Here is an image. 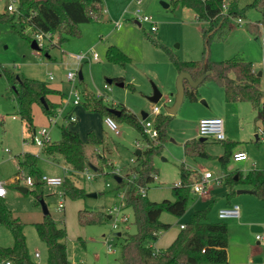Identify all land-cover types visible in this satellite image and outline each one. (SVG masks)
<instances>
[{"label":"rangeland","instance_id":"rangeland-1","mask_svg":"<svg viewBox=\"0 0 264 264\" xmlns=\"http://www.w3.org/2000/svg\"><path fill=\"white\" fill-rule=\"evenodd\" d=\"M5 1H0V13L5 12ZM239 1V5L243 7L252 0ZM103 3L105 18L80 23L78 25L80 35L68 37L61 45L57 44V34L44 35L45 39L41 40L39 44L41 49L38 50L32 49L29 39L13 30L9 23H0V148L3 145L8 146L13 155V157L4 158L6 160L0 166L1 179L13 178L17 172L15 160H18L25 152L37 154L38 167L42 174H48L44 166L50 162L42 152L38 151L39 148L23 143L29 129L20 118L13 85L6 79L4 68L12 70L18 76L45 81L63 93L59 102L62 113L56 118L57 122L50 126L48 117L43 114L40 106L32 105L34 128L48 127L51 140L60 138V126H66L81 134L86 130L99 131L113 148L115 164L122 169L133 157L136 141L143 146L146 140L124 120L115 119L114 125L119 131V134H116L107 126L104 116L86 108L84 93L92 94L96 98L102 97L107 107L117 105L113 103L123 105L140 121L149 119L154 122L158 113L152 112V106L156 105L161 114H167L164 107L172 103L178 75L177 69L161 46L169 48L171 54L179 60L201 58L203 49L201 28L206 24L196 19L194 12L179 2L141 0L139 7L134 0H103ZM164 3L167 6H164ZM136 8H139V11H136ZM142 15L149 16L152 23L137 22L136 17ZM259 18L260 14L251 8L245 10L240 23H237L236 17L231 18L215 34L209 44V59L219 61L237 56L251 62L254 71L261 72L260 85L263 88L264 23H258ZM23 22L25 21L22 19L21 23ZM116 22L117 25H115ZM253 24L258 25L257 31L253 29ZM152 25L156 27V30H151ZM16 27L19 28V22L16 23ZM23 30L24 33L31 35L28 27ZM30 38H32L31 41L33 39L37 43L39 41L35 35H31ZM109 45L120 48L130 61L126 65L108 62L105 50ZM75 54H85L87 59L77 61L73 57ZM92 54L97 56V60L91 59ZM69 70L76 71L73 81L66 77ZM78 72L81 73L82 79H79ZM49 74L53 76L52 79L49 78ZM115 77L122 78V86L117 85L116 82L107 81ZM105 84L109 89L104 88ZM73 88L80 92V103L77 105L72 104ZM154 88L161 94L156 102L149 100ZM195 89L197 99L191 100L184 94L179 108L170 115L166 126L167 138L162 152L152 158L157 170L158 182L151 183L147 198L159 201L172 197L171 188L180 178L179 165L182 162L194 168L199 163L212 171L215 177H221V179H212L207 183V195L192 194L182 216L174 217L162 212L161 220L169 223L170 226L161 231L151 244L155 249L165 248L179 231V225L189 222L192 212L207 209L209 221H223L227 225L229 264L241 262L243 264L250 256H253L255 260L252 264H264L263 251L257 250L263 247L264 240L257 244L256 231L251 229L252 225L261 226L264 232V201L255 194L249 193L248 185L242 183L235 184L233 188L235 191L245 190V192H234L230 197L226 196L228 188L224 179L227 173L244 174L253 167L264 168L263 138L258 111L248 101L227 102L223 88L211 77L205 78ZM143 112L147 114V117H142ZM68 114L75 115L77 119L70 122L67 119ZM12 116L15 118L12 119ZM201 116L221 117L224 120L226 139L217 141L206 138L205 150L209 157H193L196 158L194 160L184 153L183 144L186 140L198 138L196 127ZM227 140L233 141L231 149L243 150L247 154V159L237 162L232 158L226 167L222 168L217 157L223 154L224 142ZM89 147L84 145L86 166L91 163L98 167L100 174H103L105 169L113 175L112 171L116 169V166L108 163L112 159L108 158L106 151L99 146L95 148L90 145ZM30 148H35V151ZM86 149L89 151L86 152ZM129 169L131 168L128 167L126 171ZM22 175H27V172ZM65 179L83 188L85 196L71 199L64 194L60 195L62 189L60 186H48L41 182L38 184L41 188L39 198L33 193L36 189L35 184L27 187L26 193L16 188L17 183H9L6 186L8 192L3 199L5 207L23 223V233L29 253L34 251L40 253V257H35L33 260L44 262L47 257V246L40 240L33 225L42 220L43 211L39 201L42 199L49 215L58 226L66 230V236L62 242L66 244L68 258L71 261L86 264H122L119 259V244L123 238L121 234L135 232L131 208L122 205L117 218V228H112L114 218L106 216L100 223L82 224L77 215L80 209L92 212L102 211L107 215L108 209L118 206L120 198L112 194L116 179L110 175L98 174L92 180H85L76 173L68 174ZM88 193L96 195L88 196ZM60 201L63 207L58 206ZM228 202L240 207L239 218L219 219L217 217V210L226 207ZM123 214L128 217L126 222L121 221ZM117 232L121 234L116 235ZM12 242L10 232L4 226H0V245L11 246Z\"/></svg>","mask_w":264,"mask_h":264},{"label":"trees","instance_id":"trees-1","mask_svg":"<svg viewBox=\"0 0 264 264\" xmlns=\"http://www.w3.org/2000/svg\"><path fill=\"white\" fill-rule=\"evenodd\" d=\"M237 1L229 0V7L227 11H224L222 7L224 0H173L174 3L179 2L182 6L192 10L196 19L207 23L201 28L202 56L197 60H179L171 54L169 48L159 46L164 49L178 72L186 71L196 78L206 65L210 70L206 78L211 77L223 88L227 102H250L257 109L261 121L260 131L264 151V88H261L260 76H257L256 71L253 70L251 62L241 57L234 56L219 61L209 59V44L215 34L231 18H241L245 10L251 8L260 14L258 23H264V0H252L243 7H238ZM17 8V14L0 13V23H9L13 30L29 39V42L32 39L31 35L46 32L51 35L57 34L58 45L70 36H79L78 25L80 23L103 19L105 11L103 0H18ZM22 19L25 22L21 23ZM18 22L19 28L16 27ZM26 27L29 28L30 36L23 32ZM252 27L255 31L258 30L257 24H253ZM150 41L153 42V39L150 38ZM105 57L108 62L120 65H126L130 61L129 57L116 45L107 46ZM3 72L6 79L13 85L20 118L24 120L29 130L33 127V104H38L47 117L55 113L57 104L52 102L48 96L56 93L63 97V93L52 89L45 81L18 76L7 68H4ZM121 79V77H115L111 79V82L121 81ZM183 85L184 94L191 100H196V89L189 87L186 81ZM84 98V104L88 110L98 112L113 121L115 119L124 120L146 138L140 120L123 105L107 107L102 97L96 98L86 92ZM110 108L118 109L119 115L114 114ZM169 119V114H156L154 120L158 132L156 141H148L149 146L137 155L140 168L131 167L127 174L116 183L115 190L124 188V202L132 210L135 225V232L121 234L123 238L119 244V259L122 264H226L227 225L223 221H209L207 209L192 212L189 222L179 229L175 238L164 249H155L151 244L161 231L170 226L169 223L160 220V214L166 212L175 217L182 216L193 194L187 184L200 179L199 172L181 163L179 175L183 185L171 188V199L163 198L159 201H152L147 198V195L141 194L140 189L148 186L153 181V175L156 174L157 170L152 158L162 152L167 138L166 126ZM205 140L206 138L200 141L199 137L186 140L183 144L184 153L191 157H209L205 150ZM85 143L98 145L101 139L93 131H89L86 133L85 140H82L76 131L60 126V138L48 141L43 147V152L58 153L73 170H83L87 163L84 154ZM232 145L233 141H225L224 152L217 157L222 168H225L230 160ZM17 163V173L22 175L27 172L34 177L36 189L33 193L39 198L41 188L38 187V177L41 172L38 167V156L25 152L18 158ZM224 179L228 188L226 196L230 197L236 192L233 188L235 184L242 183L249 185L250 192L264 201V168L253 167L244 174L238 172L236 179L234 174L227 173ZM62 190L64 195L71 199L83 197L86 194L83 188L75 186L68 179L64 180ZM77 215L82 224L100 223L107 216L102 211L92 212L85 209L78 210ZM33 225L38 237L47 246V257L44 262L33 260L27 249L23 223L5 207L3 199L0 198V226H4L13 239L11 246L0 245V258L9 259L12 264H86L72 262L68 258L66 244L62 242L66 236V230L58 226L49 213L43 214L42 220Z\"/></svg>","mask_w":264,"mask_h":264},{"label":"built area","instance_id":"built-area-1","mask_svg":"<svg viewBox=\"0 0 264 264\" xmlns=\"http://www.w3.org/2000/svg\"><path fill=\"white\" fill-rule=\"evenodd\" d=\"M0 1H3V0H0ZM134 2L137 5V7H139V5L141 4V0H134ZM17 7H18V0H6L5 6H4V11L9 13V14H12V15L17 14V12H18ZM222 7L224 10L225 9L224 3L222 4ZM136 11H139V8H136ZM136 21L139 23H141V22L152 23L150 21V17L146 16V15L137 16ZM237 21H241V19L237 18ZM117 24L118 23L116 22L115 25H117ZM151 30H156V27L152 25ZM44 35L48 36V35H50V33H48V32L38 33L35 35L36 38L39 39V41L37 43L39 48H41L39 45V44H41V40L45 39V38H43ZM262 41L264 43V38L262 39ZM73 57L77 61L87 59L85 54H75V55H73ZM91 59L97 60V56L95 54H92ZM263 63H264V60H263ZM75 76H76V71L74 72V71L69 70L66 73V77L70 81H73ZM49 78L52 79L53 76L51 74H49ZM104 88L109 89L107 84L104 85ZM71 93L73 94L72 104L73 105L79 104L80 103V92H79V90L76 88H73ZM151 110L154 113H160L159 108L156 105H153ZM61 113H62V111L60 109H58V107H57L55 113L48 117L49 126L51 124H55L57 122L56 118L59 117L61 115ZM13 118H15V116H12V119ZM67 119L70 122H74L76 120V116L73 114H68ZM104 121L106 122L107 126L111 130H113L116 134L119 132L118 129L115 127L113 120H111L108 117H105ZM140 123L142 126L143 133L146 137L145 138V140H146L145 145L142 146L143 149H145L147 146H149L150 141H152V142L156 141L158 132H157V129H156L154 122L152 120L145 119L144 121H140ZM196 132H197V137H205V138H211V139L217 140V141H222L225 139L224 121L221 117H217V116L201 117L198 121V124L196 127ZM50 140L51 139L49 137V128L48 127H41L38 129L33 127L27 133V137L24 139L23 143L25 145L29 144V145L35 146L39 149H43L45 144ZM137 146H139L138 143H137ZM34 154L37 155L36 153H34ZM6 156L13 157V155L11 153V149L8 146L4 145L0 148V162L3 159V157H6ZM232 158L235 161L246 160L247 154L244 151L235 152V153H233ZM15 168H16V170L18 169L17 160H15ZM112 172L119 174L120 170L118 168H116ZM74 173L80 175V178H83L86 180H92L96 174L95 172L88 171L86 169L73 170V172L69 171V172H66L62 176L50 175V174H44V173L42 174L41 173L39 178H38V181L41 183H44L45 185H48V186H60L62 188V184H63L65 178L68 177V174H74ZM124 176L125 175H123L121 177H124ZM156 177H157L156 174H154L153 180L156 179ZM212 179L220 180L221 177H215L213 172L210 170L201 171L200 179L192 181L191 183L187 184V186H189L191 192L194 194L206 195L208 193L207 183ZM9 183H17V186L22 185V186L30 187V186H34L35 179L30 174L23 176L17 172L14 174L13 178H11V179L6 180V179L0 178V198L1 199H4L5 196L7 195L8 190H7L6 186ZM182 185L183 184H182L181 180H178L177 182L173 183V186H182ZM147 188H148V186H145L144 188L140 189L142 195H146ZM63 194H64L63 190L61 189L60 195H63ZM122 205H125L124 192L121 193L120 204L118 206L112 207L108 211L109 217L114 218L113 223H112V228L118 227L117 218L119 216V211H120ZM58 206L63 207L62 201L59 202ZM217 215H218V218H220V219L239 218L240 217V207L237 204H230L226 207L218 209ZM127 220H128V217L125 214H123L121 217V221L126 222ZM183 227H184V224H180V228H183ZM263 233L264 232H263L262 228L259 231H256L255 239L257 241L261 240L263 238ZM158 250H160V249H158ZM38 256H39L38 253L35 252V257H38ZM252 262H253V258L249 257L246 260V262L243 264H251ZM0 264H12V262H11V260L6 259V258H0Z\"/></svg>","mask_w":264,"mask_h":264},{"label":"crops","instance_id":"crops-1","mask_svg":"<svg viewBox=\"0 0 264 264\" xmlns=\"http://www.w3.org/2000/svg\"><path fill=\"white\" fill-rule=\"evenodd\" d=\"M228 1L229 0H224V4H225V9H224V11H227V9H228V7H229V4H228ZM239 0L237 1V6L238 7H242V6H240L239 5ZM195 15V14H194ZM103 18H105V17H103ZM196 18V17H195ZM241 19V18H240ZM241 21H242V19H241ZM241 21H237V23H240ZM205 24H207L206 22H205ZM253 68V67H252ZM254 70V69H253ZM82 78V77H81ZM81 78H79V79H81ZM117 82H122V80L121 81H117ZM111 83V82H110ZM49 85V84H48ZM50 87H51V85H49ZM52 89H55V90H58L57 88H55V87H51ZM262 88V87H261ZM264 88V87H263ZM101 94V93H100ZM102 95V94H101ZM100 96V95H99ZM161 96V95H160ZM49 99L52 101V102H54V103H56L57 104V107H58V109H60L61 111H62V107L59 105V102H60V100H61V98L62 97H60V95L59 94H56V93H53V94H49ZM173 101V100H172ZM113 104H117V105H120V104H118V103H113ZM172 104V103H171ZM170 104V105H171ZM59 105V106H58ZM201 117H204V116H201ZM200 117V118H201ZM218 117V116H217ZM138 118V117H137ZM76 119H77V117H76ZM224 121V120H223ZM49 123V122H48ZM224 129H225V126H224ZM72 130V129H71ZM90 130H86L83 134H81L80 132H78V131H76L78 134H79V136L81 137V139L82 140H85V136H86V133L87 132H89ZM93 132L101 139V143L100 144H98V145H92V144H86L85 143V146H87V147H89L90 145L91 146H93V147H100V148H103L104 149V151H106L105 153H107V155H108V158H111L112 160H111V162L109 161L108 163L110 164V163H112L114 166H116V168H118V169H120L121 170V173H119V174H117V173H113V175H111V174H109V171H107V170H105L104 169V173L103 174H100V172H99V170H98V167L96 166V165H93V164H88L84 169H86V170H88V171H93V172H95L96 174H95V177L99 174V175H110V176H112V177H114L115 175H117V176H123V175H126L127 174V172L129 171H126L127 170V168L129 167V168H135V169H139L140 168V165H139V163H138V161H137V155L139 154H137V150L138 151H140L141 152V150L143 149V147H142V145L140 144V142L139 141H136V144H135V146H136V149H135V151H134V155H133V157H131L130 158V160H129V163H127L126 165H124L123 167H122V169L121 168H119L118 166H117V164H115V161H114V151H113V148L110 146V143H109V141L103 136V134L101 133V132H96V131H94L93 130ZM117 134H119V132L117 133ZM225 139H226V136H225ZM228 139H231V138H228ZM233 140V139H232ZM137 143L139 144V146H137ZM4 146V145H3ZM31 147H35V146H31ZM114 147H116L115 145H114ZM35 148H37V147H35ZM35 148L34 149H32V148H30L31 150H33V151H35ZM90 148V147H89ZM38 149V148H37ZM38 151H40V152H42L45 156H46V158H47V160L48 161H50V162H48V165H46V166H44V170H45V172L46 173H48V174H51V175H58V174H62V175H64L66 172H69V171H71L72 169H71V167H70V165L69 164H67L66 162H65V160H64V158L62 157V155H60V154H58V153H51V154H46V153H44L43 152V149L41 150H39L38 149ZM38 151H37V153H38ZM86 152H88L87 151V149L85 150ZM231 151V156H230V160L232 159V155H233V153H235V152H240V151H243V150H241V149H231L230 150ZM86 154H88V153H86ZM220 156V155H219ZM5 157H3V159L1 160V162H0V166L2 165V163L4 162V160H6V159H4ZM193 158V157H192ZM162 159H164V158H162ZM194 160L196 159V158H193ZM238 162V161H237ZM182 164H184L185 166H187L188 168H190V169H193V170H196L197 172H199V173H201V171H207V169L205 168V167H203L201 164H199V163H197L196 165H195V168L194 167H191L190 165H188V164H185V163H183L182 162ZM228 169H230V168H228ZM236 175V177H237V174H235ZM234 175V176H235ZM120 176V177H121ZM94 177V178H95ZM93 178V179H94ZM86 180V179H85ZM178 180H181L180 178L178 179ZM177 180V181H178ZM155 181H157L158 182V178L156 177V179H154L151 183H153V182H155ZM176 181V182H177ZM77 183V182H76ZM116 183H117V180H116ZM151 183H150V185H149V187L147 188V190H146V195H147V191H148V189L151 187ZM74 185H75V183H73ZM75 186H77V185H75ZM77 187H79V188H81L80 186H77ZM247 189H249V190H247L249 193H251L250 192V189H251V187L248 185L247 186ZM122 192H124V188H120V189H118V190H115V188L113 189V191H112V194H113V196L114 197H119L120 199H119V202H121V193ZM236 192H238V193H241V192H245V190H239V191H236ZM194 194V193H193ZM208 194V193H207ZM206 194V195H207ZM172 198V197H171ZM170 198V199H171ZM207 198V197H206ZM205 198V199H206ZM231 203L230 202H228V204L226 205V206H228V205H230ZM110 209H108L107 210V217L108 218H110L109 217V214H108V211H109ZM218 211V210H217ZM161 215V214H160ZM240 215H241V211H240ZM175 217V216H174ZM217 217H218V215H217ZM162 218H161V216H160V220H161ZM220 219V218H219ZM161 221H163V220H161ZM181 224H185V223H181ZM252 226H255V225H252ZM251 226V227H252ZM257 228H255V229H252L253 231H259L262 227L261 226H256ZM179 228H180V225H179ZM181 229V228H180ZM263 229V228H262ZM120 233V232H119ZM161 233V232H160ZM159 233V234H160ZM178 233V232H177ZM176 233V234H177ZM121 234V233H120ZM119 234V235H120ZM158 234V235H159ZM176 234H175V236H176ZM175 236L173 237V239L175 238ZM172 239V240H173ZM171 240V241H172ZM262 240H264V233H263V238L261 239V240H259V241H262ZM259 241H257V244H259ZM171 243V242H170ZM169 243V244H170ZM168 244V245H169ZM167 245V246H168ZM166 246V247H167ZM47 249V248H46ZM157 249V248H156ZM158 249H164V248H158ZM258 251H263L262 253L264 254V244H263V247H260L259 249H257ZM35 252H37L38 253V257H40V253L38 252V251H34L33 253H30V255H31V257L32 258H35ZM250 257H252L253 258V262L255 261L254 260V257L253 256H250ZM227 258H228V256H227ZM249 258V257H248ZM247 258V259H248ZM73 262V261H72ZM252 262V263H253ZM251 263V264H252ZM226 264H229L228 263V261L226 262ZM238 264H242V262L241 263H238Z\"/></svg>","mask_w":264,"mask_h":264},{"label":"water","instance_id":"water-1","mask_svg":"<svg viewBox=\"0 0 264 264\" xmlns=\"http://www.w3.org/2000/svg\"><path fill=\"white\" fill-rule=\"evenodd\" d=\"M164 6H167V4L164 3ZM30 46L32 49H35V50L39 49V46H38L36 40H34V39L30 42ZM46 55H47V53H46ZM208 74H210V70L207 68L206 65L204 66L203 71L200 73V75L196 78H193L189 72H186V71L178 72V75H177L176 81H175V94H174L172 104L164 107L166 113L169 115H173L177 111V109L179 108V106L182 102V99L184 97V93H185L184 92L185 89H184V85H183L184 81H186L188 83L189 87L196 88L206 78V76ZM260 75H261V72H258L257 76H260ZM78 77L79 78L82 77L80 72H78ZM107 81L110 83L111 79H108ZM116 84L119 86L123 85L122 82H116ZM160 95H161L160 92L156 88H154L152 95L149 97V100L152 102H156L160 98ZM110 110L116 115H119V113H120V111L118 109H115V108H110ZM142 117L145 118L146 113L143 112ZM204 139H205V137H199L200 141H203ZM136 152H137V154L138 153L140 154V151L137 150ZM114 178L117 181H119L121 177L115 175ZM234 178L235 179L237 178L236 175L234 176ZM16 188L22 193H26L28 191L26 186L18 185V186H16ZM87 195L88 196H95L96 194L95 193H88ZM39 201L42 205L43 214H47L48 210H47L45 204L43 203L42 199H39ZM255 228H257V227L256 226L251 227V229H255ZM119 234H120L119 232L116 233V235H119Z\"/></svg>","mask_w":264,"mask_h":264}]
</instances>
